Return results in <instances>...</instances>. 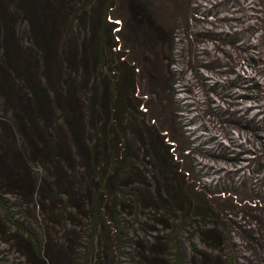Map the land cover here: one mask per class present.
<instances>
[{"label": "trees", "instance_id": "16d2710c", "mask_svg": "<svg viewBox=\"0 0 264 264\" xmlns=\"http://www.w3.org/2000/svg\"><path fill=\"white\" fill-rule=\"evenodd\" d=\"M192 4L176 1L159 24L150 0H86L81 16H90L85 33L90 35L79 40L83 46L78 57L76 48L66 43L67 30L53 23L63 10L69 11V3L61 7L48 0H0V264H17L5 255L7 245L24 264H167L161 261L166 237L155 224L169 228L176 264H245L251 252L264 262V139L249 145L248 154L253 155L247 161L248 174L239 169L236 180L222 177L196 184L190 175L195 165L184 153L188 145H181L189 135L185 139L182 130L179 141L173 133L180 121L173 119L170 108L175 107L172 94L180 86V75L166 67L174 62V49L189 37ZM116 6L122 13L111 11ZM196 34L222 48L233 44V51L242 49L248 61L258 64L250 43L255 36L246 43L237 40L235 24ZM95 37L97 52H91L90 63L83 59L84 47ZM105 45L115 52L106 78L99 75L105 61L98 70L94 59L102 57ZM224 60L214 58L199 66L218 71ZM141 78L147 79L148 88L138 95ZM86 85L88 102L81 99ZM218 85L208 88L222 89ZM244 87L248 91L240 96L246 98L258 84ZM230 122L249 133L264 126V119L249 116ZM194 148L241 167L240 151L229 155L219 147ZM135 154L151 168L149 176L133 165ZM133 182L148 193L135 194ZM216 192L229 194L222 198ZM129 195L130 206L137 209L134 223L142 230L132 240L133 248L121 226L115 224L118 231L112 236L107 228L121 222L118 207L129 206ZM39 211L46 221L62 225L58 238L69 237L67 243H56L61 250H52L32 227ZM138 214H148L145 220L152 223L140 221ZM69 219L75 226L84 220L83 235L75 229L70 235ZM182 231L189 235V246L183 248L178 241Z\"/></svg>", "mask_w": 264, "mask_h": 264}, {"label": "rangeland", "instance_id": "374dc122", "mask_svg": "<svg viewBox=\"0 0 264 264\" xmlns=\"http://www.w3.org/2000/svg\"><path fill=\"white\" fill-rule=\"evenodd\" d=\"M52 3L53 6H57L59 3L62 6H66L69 3V11L63 10L62 13L58 16L57 20H54L55 24H58L61 28L67 30L68 39L66 43H69V47L74 46L76 48V55L79 57L80 48L83 46L79 43L81 38L87 39L90 34H86L88 31V21L90 16L87 18V14L81 16L82 10L81 5H84L86 0H48ZM102 0H96L97 2ZM154 7H152L157 16L159 24H163L167 13L168 8H173L176 1L179 0H150ZM194 8V19L191 22V28L188 30V39L187 42L183 38L179 43V46L175 48V57L174 62L167 65L166 68L172 67L178 73L180 78V86L176 85L175 94H172L173 99H176L175 107L172 109L171 114L173 113V119H179L180 123L176 124L177 129L173 130V133L177 139L181 140V131L183 137L184 135H189L186 139V143L183 144L181 140V145H188V148L184 150V153L190 154V162L195 167H192L190 175H193V178L196 179V184L199 181L205 183L216 182L218 178H224L228 182L236 180V177L241 175V171L247 169V161L249 156L253 155L252 153L248 154L251 150L249 145L252 142H258L259 140L264 139V126L254 132H247L246 129H241L237 125H233L231 119L241 120L242 117H254L255 120L264 119V0H190ZM85 9L88 11L89 8L87 4L84 5ZM118 8V11L122 13V8L118 6L112 8L111 11H115ZM202 11H207L203 13ZM102 15V13H101ZM83 22H81V20ZM107 21H110L109 17L106 18ZM87 20V22H86ZM235 24L238 27V39L244 41H249V37L253 40L250 41L255 49L256 59H258V64L248 61L246 56L248 53L243 55L241 50L234 49L233 44L230 47L223 48L217 42H214L209 39V37L197 36L196 33H201L203 31L220 30L221 27H226L229 25ZM256 28V29H255ZM69 29V30H68ZM115 29H112L114 32ZM244 30V33L242 31ZM256 31L255 33H252ZM24 32L27 33V26L24 25ZM196 32V33H195ZM250 35V36H249ZM62 36H60V39ZM97 40V37L91 38L89 41H86L84 47L83 59H88L91 63L92 55L91 52L95 50L93 46L94 41ZM115 40L116 37H115ZM118 42V41H117ZM110 43V41H109ZM185 43L187 46H185ZM256 43V44H253ZM119 43H116L114 49L118 50ZM191 45L192 48L189 50L188 46ZM185 48L183 49V47ZM108 45H105L103 50L102 57L95 56L94 59H97L95 62V67L100 70L99 64L102 61H105V67L102 68V72H99V75L106 78L108 72V67L113 65L112 59H115V52L113 46L107 48ZM120 48H122L120 44ZM97 51H94V55ZM232 56L230 57V53ZM236 52V53H235ZM146 53H150L146 50ZM149 55V54H148ZM11 57L14 55L10 54ZM241 56V57H239ZM223 66L219 67L218 71L208 69L200 63L208 62L211 59H222ZM244 59L243 63L241 60ZM164 66V65H163ZM162 67V66H161ZM165 68V69H166ZM164 70V69H162ZM140 71V70H139ZM181 72V73H180ZM178 78V79H179ZM234 81L232 83L231 81ZM251 82H256L258 87L253 90L251 96L242 97V93H246L248 89H244L246 85H249ZM216 83H219L218 86H221L220 90H212L208 86H213ZM236 83V84H235ZM89 84V82H88ZM206 84V85H205ZM234 84V85H233ZM91 85V78H90ZM89 86H85L84 91H82L81 99L86 100L87 95L90 94ZM147 79L141 78L138 91L140 94L141 89L147 90ZM147 97H150L148 95ZM250 97V98H249ZM144 99L146 97L143 96ZM105 102V99H103ZM88 102V101H87ZM164 102V101H163ZM84 102L82 101V109L84 110ZM141 109V106H139ZM145 109V105L142 107V110ZM168 109V111H170ZM167 111V112H168ZM219 111V113L217 112ZM146 113H148L146 111ZM229 117V120H228ZM263 124V123H261ZM61 137H65L63 126H61ZM181 127V130H180ZM262 137V138H261ZM166 138H164L165 140ZM167 142V141H166ZM188 143V144H187ZM134 141H132V146ZM207 147L213 151L215 148L218 151V147L222 150L230 151L229 155H233V151H240L241 160L237 163L239 166L233 163H228L226 160L218 159L208 155V151L199 150L194 147ZM135 147V146H134ZM252 147V146H251ZM253 148L257 150V147L253 145ZM135 148H133V153H135ZM204 149V148H203ZM249 149V150H248ZM188 151V152H187ZM207 152V153H206ZM215 152V151H214ZM254 153V152H253ZM258 153V152H257ZM133 165L137 166L138 169L146 176H149L151 173V168L147 166L145 160L142 156L135 154L132 156ZM147 166V167H146ZM243 168V169H242ZM237 169L236 173H233ZM248 170L246 174H248ZM137 175L131 176L132 179H135ZM227 176V177H226ZM135 185V191L132 189L135 194L139 192L148 193L144 187L138 185L136 182H133ZM229 193L225 192H216L213 195H220L222 198L226 197ZM77 201H79L80 193L75 196ZM134 196L132 197V199ZM129 206H119V221L121 222H111L107 227L109 229L108 234L110 236L115 235L118 230L115 224H118L122 227L126 239L130 242L127 243L129 248H133L132 240L137 236L142 235L141 228L138 227L137 223H134V218L136 217L137 209H134L133 206H130L131 196H128ZM226 204V203H225ZM16 215H19L18 210H14ZM74 212V209L70 210ZM140 221H148L150 224L151 220H145L148 214L137 215ZM74 217L72 220H74ZM106 217L103 214L102 219ZM70 219L67 222V227L71 230L70 235H73V229H75L77 235H83L84 231L82 229V222L80 220L78 225L70 223ZM157 232L163 237H166L165 244L163 243V255L161 261L167 264H176L175 252L173 245L170 241V232L169 235L166 234L169 228L163 229V226L160 224H155ZM32 227L41 235L46 242L49 243V246L52 250L59 251L61 250L60 243L56 244L58 241L67 243L69 237L61 236L58 232L62 231V225L57 224L56 222L46 221V218L40 211L37 213L35 221L32 222ZM86 231V230H85ZM83 232V233H81ZM58 233V234H57ZM187 234V235H186ZM178 241L181 243L180 246L183 248L184 244L189 246V235L188 233L182 231L179 233ZM114 237V236H113ZM78 240V238L76 239ZM75 247H72V252ZM5 255L13 259L15 263L24 264L22 258H20L17 253L13 250L12 246L7 245L5 247ZM135 255V254H134ZM65 256V255H64ZM78 257V254H76ZM138 258V257H137ZM70 259V258H69ZM64 260V257L62 261ZM144 261V260H143ZM245 264H264L257 254L251 252L250 257Z\"/></svg>", "mask_w": 264, "mask_h": 264}]
</instances>
